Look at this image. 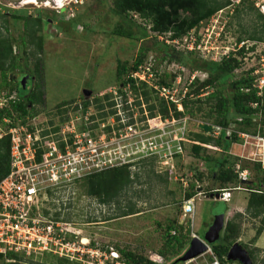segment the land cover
Returning a JSON list of instances; mask_svg holds the SVG:
<instances>
[{"label": "rangeland", "instance_id": "rangeland-1", "mask_svg": "<svg viewBox=\"0 0 264 264\" xmlns=\"http://www.w3.org/2000/svg\"><path fill=\"white\" fill-rule=\"evenodd\" d=\"M229 1L232 3L229 7L217 12L214 18L203 21L204 29L201 37L204 43L202 49L198 51V56L206 61L218 62L224 49L235 50L237 36L242 30L250 32L252 30L250 21L254 15L246 8L242 7L244 13L241 17H235L237 7L242 5L243 0ZM249 2H253L259 12L264 14L256 1L249 0ZM113 9V0H66L61 4L55 0H0V17H3L0 22L8 21L5 25L7 33L15 42L20 43L21 39L30 41L29 32L24 30L25 21L19 20L16 26L13 19L15 15L34 20L42 19V26L36 32V37L44 35L43 50L38 54L35 45H30L27 48L28 52L33 55L36 53V56H31L27 64L32 72L36 57L40 59V76L38 79L35 77L32 84L38 81L42 85L45 102L41 106H36L37 111L40 112L36 117L18 118L16 123L23 120L24 123L30 122L40 127H57L73 119L78 126L82 125L83 114L76 110L77 105H82L87 100L92 102L96 98L103 99L107 94L113 95L119 89L120 83L117 62L120 60L129 68L132 67L142 47L150 50L145 61H153L160 72L181 75V83L177 85L179 97L183 98L194 91L196 79L203 81L208 78V74L204 71H191L177 63L163 60L162 55L155 52L151 45L155 33L148 31V40H137L139 27H146L149 30L150 24L136 13L129 15L126 24L136 33V39L114 35V29L122 20L115 15ZM239 23L243 24V29L239 27ZM34 24L35 21L30 23L31 26ZM222 27L224 28L221 35H218ZM185 37L178 40L179 44L170 42L169 45L178 51H185ZM252 45L254 43L247 42V46ZM209 51L212 55L208 54ZM15 52H18L16 44ZM252 69L258 80L264 78V44L262 43H257L255 50L245 56L242 67L233 75L236 78ZM27 83L28 79L25 84ZM172 83L176 84V79ZM209 91L211 89L202 92L203 97ZM154 99L152 102L155 103ZM184 118L188 120L186 138L191 142L185 143L184 153L176 156L173 163L175 169L168 172L158 161H155V174L148 176V168L143 166H138L132 171L133 174L140 175V183L135 188L139 196L132 200L137 201V208L140 211L138 214L119 217V209L116 205L105 206L86 195L84 183L81 184L82 180L73 189L48 197L43 204V215L49 219L58 217L59 221L74 224L80 231V240L83 238L91 241L94 246L115 250L124 248L148 259L154 258V254L167 251L166 229L173 223L180 224L184 219L182 202L186 192H189L191 185L194 184L197 186V191L202 187L203 194L199 192L195 195L196 211L192 219V234L213 248L219 241L227 221L241 213L243 217L236 219L241 224L237 243L246 252L259 249V259L255 264H262L264 230L261 236L254 240L256 228L260 223L258 219H252L245 213L250 196L248 185H254L256 175L254 164L261 163L264 169V143L255 138L257 135H249L250 137H246L245 133L239 135L240 141L232 144L229 153L232 155L231 160L236 162L235 169L247 167V177L244 183L238 184V187H231L233 191L229 201H213L207 199L204 192L213 184L210 172L202 158L195 156L192 151L195 145L193 135L200 133L199 125L206 122L187 115ZM234 127L231 125L227 130L228 136L234 131ZM212 136L219 137L214 134ZM222 152L211 145L203 150L200 156L217 157ZM215 187H218L217 183ZM235 188L239 190H234ZM126 204L124 200L122 206ZM191 241L190 237L180 256L187 252ZM7 263L5 260L0 261V264ZM233 263L240 264L238 261ZM20 264H56V261L43 255L22 257Z\"/></svg>", "mask_w": 264, "mask_h": 264}, {"label": "trees", "instance_id": "trees-1", "mask_svg": "<svg viewBox=\"0 0 264 264\" xmlns=\"http://www.w3.org/2000/svg\"><path fill=\"white\" fill-rule=\"evenodd\" d=\"M247 2L249 0H243L242 5L237 7L235 17L239 18L244 13L242 7L252 13L254 18L250 21L252 24L251 32L242 30L237 36L235 50L231 51L228 56L222 57L218 62H210L199 57L197 50L178 51L166 41L167 39L170 42L182 39L191 30L199 27L201 22L209 20L220 10L229 7L232 4L229 0H113V11L122 20L114 29V35L135 38L136 33L126 24L129 15L136 13L150 24L149 30L146 27H139L137 40H148V31L153 32L155 36L151 40V45L155 52L162 55L163 60L169 63H177L191 71H204L208 74V78L203 81L195 80L196 88L182 100L184 110L182 113L177 110L174 104L170 105L165 100L160 99L158 95L155 96L153 89L149 88L147 83L140 82L137 86L134 80L125 77L146 63L145 58L150 50L142 47L130 68L120 60L117 62V75L120 81L119 92H122V85L125 86L127 82H130L131 90L135 94L142 95L152 117L159 115L166 118L171 113L175 116L187 115L222 128L223 132L217 138L212 136V132L209 133L203 130L193 135V141L198 144L193 145L192 151L195 156L202 158L213 180V184L204 190L207 196L215 190L238 187V184L241 183L239 172L235 169L236 162L231 160L232 155L229 153L232 144L240 141L239 135L245 133L264 137V87L259 88V82L257 77L254 76L253 69L236 78L233 75L235 71L242 67L245 56L255 50L256 44H264V14L259 12L253 2L248 4ZM0 19H3V17L1 16ZM13 19L16 26L19 20L23 19L25 21L24 30L28 31L30 36V41L21 39L20 43L15 42L7 33L5 25L8 21L3 20L0 22V93H5L8 98L15 95V99L10 100L7 107L0 112V118L8 117L15 124L18 118L36 117L40 113L37 111L36 106H41L45 102L42 85L38 81L32 84L33 79L35 77L38 79L40 76V59L36 57L32 72L27 64L31 56H36V53L40 54L42 52L44 35L36 37V32L42 26L41 18L34 20L15 15ZM32 21H35V24L31 26ZM238 25L243 29L242 23ZM159 36L165 37L161 40ZM248 41L254 43V45L247 46ZM241 43L244 44L240 46ZM15 44L18 49L17 53L15 52ZM30 45H35L37 49L34 55L27 50ZM155 69L159 71L156 67ZM16 73L19 75H16ZM23 74H28L30 77L25 87L21 84ZM176 77V74L160 72L156 83L169 85ZM207 89H211V91L203 97L202 92ZM111 97L112 95L107 94L103 99L96 98L92 102L84 101L82 105H77L76 110L78 111L80 106L84 110L92 106L93 118L96 114L98 118L107 117L114 113V110H112L114 103L109 101ZM153 98H155V103L152 102ZM137 104L140 105V102H137ZM231 125H234L235 129L228 136L227 130ZM211 145L223 152L217 157H201V152ZM141 166L148 168V176L155 174L153 160L143 161ZM254 167L256 175L253 184L256 188H254V185H248L250 196L245 214L252 219L259 220L260 225L256 228L254 238V240H257L264 230V169L261 163H255ZM239 168L240 171H247L246 166ZM9 171L10 138L4 137L0 139V181L8 175ZM83 183L86 195L95 198L105 206L116 205L119 209V217L132 216L140 212L137 208V201H132L134 197L139 196L135 188L140 183V175L139 173L133 174L128 166L93 174L85 178L81 184ZM214 183H217L218 187H215ZM197 193V186L192 184L189 192H186L185 198H192ZM48 196L53 197L54 193L49 192ZM124 200L127 204L122 206ZM241 217H243V214L238 213L233 219L227 221L219 241L213 246L218 255H227L230 248L237 242L241 224L236 219ZM55 220L59 221V218L56 217ZM166 231L167 251H160L154 256H159L164 261L176 260L180 257L181 251L191 236L187 234L183 224L173 223L167 227ZM172 231H175L176 234L173 235ZM91 245L94 246L93 243ZM117 251L121 255L120 262L122 264H161L151 257L148 259L124 248H118ZM259 252V249L247 252L252 264H255L259 259ZM45 255L54 259L56 264H83L52 254ZM22 257L31 258L23 254L8 253L6 256L0 254V261L10 259L14 261L7 264H20ZM261 263L264 264V259Z\"/></svg>", "mask_w": 264, "mask_h": 264}, {"label": "built area", "instance_id": "built-area-1", "mask_svg": "<svg viewBox=\"0 0 264 264\" xmlns=\"http://www.w3.org/2000/svg\"><path fill=\"white\" fill-rule=\"evenodd\" d=\"M252 1L264 9V0ZM202 26L203 22L186 35V50L202 49ZM223 28L218 35H221ZM159 38L163 40L162 36ZM166 42L170 43L168 39ZM173 42L179 44L178 40ZM230 52V48L224 49L220 59ZM159 74L154 62L148 60L130 73L127 79L134 80L137 86L140 82L147 83L155 95L170 105L174 104L183 113L182 100L186 95L183 98L177 96L181 75H177L176 84L165 85L156 83ZM258 82L262 89L264 78ZM121 89L122 92L118 89L109 100L114 103L112 115L98 118L96 114L93 118L92 106L86 110L80 106L78 111L83 114L80 126L73 119L57 127H40L30 122L24 123L23 120L13 124L8 117L0 118V139L10 138V171L0 181V254L6 256L8 253H18L26 257L52 254L83 264H122L120 253L114 248L92 246L91 241L85 243L83 238L80 240V231L74 224L43 215V204L49 192L58 194L69 191L93 174L123 166L134 171L143 161L150 159L158 161L168 172L175 169L173 163L176 156L182 155L184 144L191 142L186 138V115L175 116L171 113L166 118L159 115L152 117L142 95L131 90L130 82L122 85ZM12 99H15V95L8 98L5 93H0V112ZM212 127L211 132L215 136L223 132L221 127ZM246 137H250L249 134ZM255 138L264 143L261 135ZM237 171L241 183L245 182L247 171H240L239 167ZM232 191V188H228L213 192L220 193L221 200L227 202ZM195 197L184 198L182 202L184 219L180 224L186 230L196 211ZM172 234L176 232L172 231ZM190 236L192 239L198 238L193 234ZM202 243L206 250L186 261L177 262L183 255L172 261H164L156 255L152 259L161 264L236 262L229 260L228 254L220 256L211 246L204 241Z\"/></svg>", "mask_w": 264, "mask_h": 264}, {"label": "water", "instance_id": "water-1", "mask_svg": "<svg viewBox=\"0 0 264 264\" xmlns=\"http://www.w3.org/2000/svg\"><path fill=\"white\" fill-rule=\"evenodd\" d=\"M26 79L27 78H24L21 80V84L23 85V87H25V85H26L25 84ZM89 94L90 93H88V95ZM199 127L201 130H203L205 132H211L212 128H213L211 125H209L207 123H204V124L202 123L199 125ZM199 192H202V187L200 188ZM207 197L209 199L221 201L222 196L220 193L212 192ZM186 232L188 235L192 234V223H189ZM205 250H206V246L202 243V241H200V239H198V238H193L191 241L189 249L187 250V252L182 257H180L177 260V262L186 261L190 258H193V257L199 255L200 253L204 252ZM228 259L231 261H238L241 264H252V261L248 255V253L246 252V250H244L237 242L230 248V250L228 252Z\"/></svg>", "mask_w": 264, "mask_h": 264}, {"label": "bare ground", "instance_id": "bare-ground-1", "mask_svg": "<svg viewBox=\"0 0 264 264\" xmlns=\"http://www.w3.org/2000/svg\"><path fill=\"white\" fill-rule=\"evenodd\" d=\"M56 2H58L59 4H61L62 2H64V1H66V0H55ZM67 1H69V0H67ZM32 3V2H31ZM263 12H264V9H263ZM87 240L86 239H84V242H86Z\"/></svg>", "mask_w": 264, "mask_h": 264}, {"label": "flooded vegetation", "instance_id": "flooded-vegetation-1", "mask_svg": "<svg viewBox=\"0 0 264 264\" xmlns=\"http://www.w3.org/2000/svg\"><path fill=\"white\" fill-rule=\"evenodd\" d=\"M24 78H27V79H28V81H29V79H30V77H29V75H28V74H25V75L23 74V75H22V77H21V80H22V79H24ZM16 79H17V78H16ZM16 81H17V80H16Z\"/></svg>", "mask_w": 264, "mask_h": 264}, {"label": "crops", "instance_id": "crops-1", "mask_svg": "<svg viewBox=\"0 0 264 264\" xmlns=\"http://www.w3.org/2000/svg\"><path fill=\"white\" fill-rule=\"evenodd\" d=\"M197 192H199V191H197ZM197 194H199V193H197ZM207 199H209V198L207 197ZM183 200H184V199H183ZM213 201H217V200H214V199H213ZM221 201H223V200H221ZM192 227H193V224H192ZM192 229H193V228H192Z\"/></svg>", "mask_w": 264, "mask_h": 264}]
</instances>
